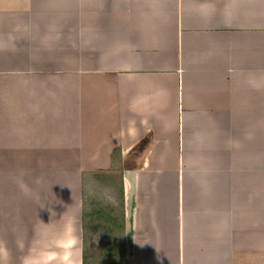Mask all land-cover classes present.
Segmentation results:
<instances>
[{"label": "crops", "instance_id": "crops-1", "mask_svg": "<svg viewBox=\"0 0 264 264\" xmlns=\"http://www.w3.org/2000/svg\"><path fill=\"white\" fill-rule=\"evenodd\" d=\"M115 170L121 264H264V0H0V264H85Z\"/></svg>", "mask_w": 264, "mask_h": 264}, {"label": "rangeland", "instance_id": "rangeland-1", "mask_svg": "<svg viewBox=\"0 0 264 264\" xmlns=\"http://www.w3.org/2000/svg\"><path fill=\"white\" fill-rule=\"evenodd\" d=\"M120 171L94 173L88 176L86 184L85 208L88 212L101 210L105 215H95L89 225L91 234L86 249L89 259L85 264H121L120 253L110 249L120 247L119 225L123 218L125 201L120 197L118 186ZM109 237V238H108ZM111 243V244H109Z\"/></svg>", "mask_w": 264, "mask_h": 264}, {"label": "trees", "instance_id": "trees-1", "mask_svg": "<svg viewBox=\"0 0 264 264\" xmlns=\"http://www.w3.org/2000/svg\"><path fill=\"white\" fill-rule=\"evenodd\" d=\"M122 196V195H121Z\"/></svg>", "mask_w": 264, "mask_h": 264}]
</instances>
